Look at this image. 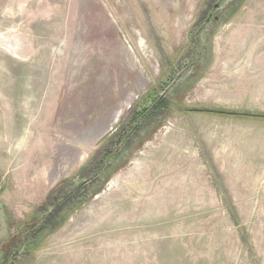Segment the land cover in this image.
<instances>
[{"label": "rangeland", "instance_id": "rangeland-1", "mask_svg": "<svg viewBox=\"0 0 264 264\" xmlns=\"http://www.w3.org/2000/svg\"><path fill=\"white\" fill-rule=\"evenodd\" d=\"M263 15L0 0V264H264Z\"/></svg>", "mask_w": 264, "mask_h": 264}, {"label": "trees", "instance_id": "trees-1", "mask_svg": "<svg viewBox=\"0 0 264 264\" xmlns=\"http://www.w3.org/2000/svg\"><path fill=\"white\" fill-rule=\"evenodd\" d=\"M198 73H200V72H197L195 75H194V77H192V81H191V83H190V86L189 87H192V86H194V84L198 81V79H199V77H201V73L200 74H198ZM200 75V76H199ZM181 96V95H180ZM159 101V100H158ZM180 101V100H179ZM157 102V101H156ZM154 103V104H152L151 105V108H149V109H152L153 111L160 105V103ZM205 112H209V113H212V112H214V111H212V110H205ZM215 113H216V111H215ZM239 115H242V114H239ZM244 116H249V117H252V116H255V115H253V114H243ZM143 116V114L142 115H137V117L138 118H136L137 120L138 119H140L141 117ZM257 117H264V114L262 115L261 114V116H257ZM136 121V120H135ZM135 124H136V122H134ZM73 201V200H72ZM69 202V200L68 199H63L62 201H61V204H59L58 206H57V208H56V211H55V214L53 213V215H54V217L56 218V215L58 214V212H60V211H62V208L65 206V205H67V203ZM50 219V221H51V219L52 218H49ZM53 222V221H52ZM51 227H52V225H51ZM49 228H47V229H45V231L46 230H48Z\"/></svg>", "mask_w": 264, "mask_h": 264}, {"label": "bare ground", "instance_id": "bare-ground-1", "mask_svg": "<svg viewBox=\"0 0 264 264\" xmlns=\"http://www.w3.org/2000/svg\"><path fill=\"white\" fill-rule=\"evenodd\" d=\"M65 5V4H64ZM36 8V7H35ZM62 9V8H61ZM253 13V12H252ZM62 14V13H61ZM260 16V15H259ZM264 16V15H263ZM62 19V18H61ZM259 19V18H258ZM64 23V22H63ZM245 33V32H244ZM59 72V71H58ZM57 74V73H56ZM219 75V74H218ZM57 83V82H56ZM58 86V85H57ZM35 89V88H34ZM42 89V88H41ZM37 91V90H36ZM42 91V90H41ZM34 92V91H33ZM261 92V91H260ZM262 92H264V91H262ZM261 92V93H262ZM41 93V92H40ZM258 93H259V91H258ZM33 94V93H32ZM256 95V94H255ZM254 95V96H255ZM261 95V94H260ZM35 96V95H34ZM253 96V95H252ZM40 97H41V95H40ZM34 98H36V97H34ZM255 99V98H254ZM39 100V99H38ZM21 105H22V102H21ZM37 105H39V103H38V101L37 100H34L33 101V99H32V101H28V103H27V105L25 106L28 110H27V114H28V116H31L32 114H34L35 112H34V109H36L35 107L37 106ZM38 107V106H37ZM44 111V110H43ZM34 112V113H33ZM20 173H22V175L21 176H24V173H23V171H20ZM59 253V252H58Z\"/></svg>", "mask_w": 264, "mask_h": 264}]
</instances>
